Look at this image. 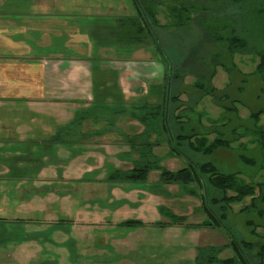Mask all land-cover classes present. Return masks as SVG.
Segmentation results:
<instances>
[{"label": "rangeland", "instance_id": "obj_1", "mask_svg": "<svg viewBox=\"0 0 264 264\" xmlns=\"http://www.w3.org/2000/svg\"><path fill=\"white\" fill-rule=\"evenodd\" d=\"M195 1L199 9V14L203 16V21L205 19L207 26L221 36L230 35L231 30L234 29L236 35L244 39L247 46L240 51L234 53L230 52L227 43L213 41L207 37V35L202 34V31L197 26L200 19H197V16L193 17L194 20L189 24L192 25V30L185 26L182 32L186 33L185 37L190 38L193 44H197L194 47L199 49L201 58L198 59V61L193 62L191 67L192 70L182 77L179 90L180 93L178 96V102H180V104L178 105V102L170 100L167 103L166 110L163 107L161 108V115L163 114V111L169 115L182 114L183 121L186 126H188V129L193 127L196 135H199L198 137L201 136L200 134L205 133L208 137L207 139L211 142L215 137H222L229 143V148H220L211 155L203 154L196 150L190 152L188 147L182 146L183 151L187 152V155H192L191 158L196 161H214L225 169L224 171L226 172H238L240 178L247 183H262L264 182V150L261 146L262 137L259 133V129H262L264 135V80L255 72V70L260 59L259 53L264 49L263 20H260L259 17L255 16L251 11V8L245 3L232 5L230 1L223 0ZM58 2L56 1V3ZM79 2L82 4L84 0H80ZM67 3L68 2H64L63 4ZM76 5L77 4L68 3L64 6L61 4L59 5L58 3L57 8L69 10L80 9L79 11L82 9H89L94 12H100V22H103L104 26L115 23L116 19L121 15L134 14L132 0H95L94 3L89 0L84 8L83 5ZM170 5L177 4L175 0H161L159 6V20L161 24L166 25L165 27L170 31L169 34L164 33V36H167V38H170L169 35L179 32L177 30L178 28L169 25L172 23L169 15ZM245 27L247 28V32H245ZM242 29L244 30L242 31ZM91 33L92 32L89 31L90 46L86 54H88V59L91 63L90 69L92 71L94 70V81H108L109 84L106 85L105 88L101 85L92 84L90 89V100L82 101V104L80 103L81 106H74L73 114L77 116L76 119L66 126L59 127L57 129L58 133L56 135V141L50 139L46 143H42L40 146V152L35 151L36 153L34 154H31L30 152V154L22 153L21 149H28V147H24L27 145L21 144L20 141L16 139H11L7 144L4 142V148L2 149V152H0V162H3V165L4 162H9L10 167L8 171L0 170L3 173H7L11 170L10 168H12V165L10 163L12 161L23 160L27 162V156H31L32 158L30 159H33L35 162L40 161L41 163H67L73 161L98 165L100 166L99 170L101 171V177L106 176V173L110 175L117 169L127 171L132 169L139 162L140 153L144 151V147H141L138 143V146L132 148L130 153H124V151L121 150L127 149L124 146H115L116 144L112 147L107 145L93 146L91 141L98 140V142L104 143H108L109 141H121L125 135L133 138L135 137L134 134L144 131V124L139 122V118L143 117L146 114V111L153 110L154 112V108L158 106L157 103L161 101L162 94L161 91L157 92L156 85L159 83L163 84L161 90L166 94V97H168V85H166L165 77L166 74L168 77H171V58L172 56L176 60L182 58L184 51L183 49L178 50L175 46L171 48L169 45L168 50H164L161 54H158L156 50H148V61L141 62L138 66L147 71V77H150V72H154L153 76L161 79L159 81L153 79L152 85H150L151 83L148 85L147 81H143L145 78L140 79L139 77H133L130 79L134 73L126 72L127 76L123 74L121 81L122 84L123 82L126 84L124 88L126 89L127 95V89H132L135 86L141 87V85H143L142 90L138 91L136 96H134L139 98L138 101L128 102V98L124 101V98L122 97L126 95H121L120 90L117 88L118 72L115 69L121 70L129 68L128 66H133L129 64L132 63V57L130 56V58H128L130 55L129 48L118 46V49H115L113 47L108 48L106 46L95 44L91 41ZM51 36L54 38L53 31H51ZM92 38L94 40L93 34ZM145 45L150 46V41L147 40ZM139 49L143 50V48ZM139 49L136 50L139 53L135 52V57H137V59L143 54V51ZM144 50L146 51L147 49ZM168 54L170 59H168ZM102 66L106 67L105 72H103ZM136 75L146 76L143 72L140 73L139 70H137ZM203 77H205L206 81L203 82L204 86L201 90L194 84ZM115 78L117 85L113 83L115 82ZM207 89H213V92L205 95L204 90ZM86 104L88 105L86 106ZM143 105L146 106V108H142L144 107ZM8 110L10 111V109ZM8 110L2 111L3 114L5 115ZM255 114H258V119L253 117ZM82 117H87V120L91 121H81ZM124 119H126V121H124ZM40 123L41 125L46 124L44 120H41ZM51 123L54 122L51 121ZM59 123L60 122L58 121L57 124ZM85 123L87 125L92 124L93 129L86 126ZM123 123L126 125H123ZM166 123L167 118H164L163 124ZM95 129L96 131H92ZM165 132L166 131L162 132L164 135H162L159 140L157 138L158 134L151 132V135L153 136L151 139L153 145H151V147L154 154L162 159L161 161L163 165L170 170H177L182 166H185L186 161L181 156L174 157L171 154L169 155V145L167 140L164 139V136H166ZM40 137H42L40 138L41 142L43 139H48L47 136ZM135 140L137 142L145 141L143 137ZM139 147L142 149H139ZM241 155L254 160L255 164L244 163L240 159ZM136 158L137 160H135ZM153 159L150 149H148L147 157H142L141 161L145 162ZM142 162H140L139 165H143L144 163ZM47 170L49 171V168ZM47 170L43 171L45 173H39L38 177L41 176L45 179L49 176ZM14 172L16 173L9 176L8 173L7 175L0 176V186L3 188V194L4 191H8V194L10 195V200L7 206L9 225L11 223L22 225L26 217H46L41 211L40 213L38 211L33 212V216H20L16 213V199L19 195L17 189L20 187V182L18 180L19 176L23 175L25 178H37L34 173H37L38 170L17 169L14 167ZM17 172L21 175H18ZM158 173L159 171H153L151 173V177L147 182L148 186L153 185L152 180H158ZM4 178H8L9 181ZM113 184L114 186H118L115 185L116 183ZM25 187L26 186L20 187L19 191L22 190L21 188ZM163 187L154 184V194L157 190L159 192L161 190L163 191V194L157 195L155 201L157 203L154 205L158 210V222L164 223L167 220L170 221L171 218L169 215H164L159 212V207L161 206L171 210L175 214L186 215L188 217V222L190 223L203 222L205 217L200 210L202 203L199 196L203 195V188H199L195 184H191L184 189L177 184L168 186L163 185ZM88 188L91 190L88 192L89 198L96 200L94 195L100 191L94 186H89ZM99 188L102 189L101 186H99ZM165 188L168 190L169 197L165 195ZM188 188H193L197 192V195L190 194ZM63 193L66 194L65 191ZM142 193V190H136L135 193H133L134 195H132V198L134 199H132L126 206L123 204V200H115L112 208L115 209L122 205L125 207L119 214L107 215L108 218H110L111 221H124L126 219L144 220L145 218H154L156 213L154 216L152 214V209L143 208L142 206L136 208V205L144 202L141 201ZM21 194V198L24 195L29 197L32 192H21ZM66 195L71 196L70 194ZM44 196L45 192H42V197ZM105 196L106 198L107 196L112 197L113 191L108 192L107 190ZM66 197L59 196V204L49 207V212L52 213L54 217L53 221L48 223V226H46L45 229H41L38 233L39 235H42V237H38V239L45 237L44 241L49 246L46 247L44 251L46 254H49L41 257L42 253H40L34 259L33 264H45L44 262H48L49 264L50 261L52 262L51 264H93L96 260L93 257L95 253H92V251L98 248L96 245L88 242L87 238H83L79 241L76 239L77 237L71 239L69 248L51 247V245L63 241L58 237V227L61 229H67L72 233L71 228L72 226H75V224L72 223V218L67 216V213L70 210H75L77 204H80V201L76 200L71 202V200H67V202H65L64 200ZM100 197L103 198L104 195H101ZM101 203L105 204L106 202L102 201ZM250 203L251 198L248 197L241 202L233 204L232 209L229 212L227 225L231 227L233 234L240 240L254 242L259 245L263 242L262 234L264 232V215L262 216L259 214V209L264 211V203L258 201V209L249 208L242 210L246 206H249ZM70 204L73 206H70ZM105 205L106 208H108V204L106 203ZM46 206L47 205H45V207ZM250 221H252L253 224H250ZM106 225L110 224L108 223ZM254 228H256V231L253 232ZM127 230L136 229L132 228ZM171 230L174 232H183V234L190 238L194 244L201 245L199 247L210 245L221 246L225 245L228 241L227 235L219 230L216 232V238L211 239L205 237L204 240H208L207 242H204L203 239L197 237V234L200 232L199 230L189 228L188 225L174 226ZM159 235L160 234H157L153 236V238L159 239ZM108 238H111V236ZM22 239H25L24 235H20V238H17L16 234L15 236L13 235L10 242V249H14L15 245L18 246V243L21 242ZM98 245H102V243H98ZM107 247L108 246L106 245V248ZM71 249H74L75 251V258L68 254ZM108 250L110 253L112 252L111 249ZM194 251H196L195 248ZM253 251L256 252L255 250ZM28 255L29 254L26 253L21 255L20 258L14 255L16 256L15 259L12 258L8 264H23ZM58 255H61L60 258ZM232 255L233 251L231 249H226L220 254V258H226ZM35 256L36 254L34 257ZM164 264L181 263H172L168 260ZM192 264L195 263L192 262Z\"/></svg>", "mask_w": 264, "mask_h": 264}, {"label": "crops", "instance_id": "obj_2", "mask_svg": "<svg viewBox=\"0 0 264 264\" xmlns=\"http://www.w3.org/2000/svg\"><path fill=\"white\" fill-rule=\"evenodd\" d=\"M56 1H59V5L65 6L68 3H73L83 5V8L89 2V0H84L81 4L80 0H0V152L4 148L3 143L7 144L11 139L19 140L21 144L27 145L24 147H28V149H21L22 153L40 152L42 143L56 139L59 127L66 126L76 119L77 116L73 114L74 106H81L82 101L90 100L92 84L101 85L103 88L109 84L108 81H94V70L90 69L91 63L88 54H86L90 46L89 31L93 32L94 26L104 25L103 22H100L101 13L89 9L81 11H79L80 9H58ZM64 2L68 3L63 4ZM91 2L94 3L95 0H91ZM51 31L54 32V38L51 36ZM91 41L95 43L92 33ZM141 51L143 54L138 59L135 57V52L139 53L138 51L131 55L132 63L129 64L133 66L121 70L114 68L118 72V85L116 78L113 83L117 85L121 95H126L122 96L124 101L127 98L128 102L138 101L139 98L134 96L143 87L141 85V87L135 86L132 89H127L128 95H130L128 96L124 88L126 84L125 82L122 84L121 81L126 72L134 73L130 79L133 77L148 78L147 80L143 79V81H147L148 85L149 83L152 85L153 79L157 81L161 79L153 76L154 72H150V77H147V71L138 66L141 62L148 61L149 58L148 50ZM102 67L105 72L106 67ZM137 70L146 76H137ZM4 110H8L5 115L2 112ZM87 119V117H82L81 121H91ZM41 120H44L46 124L41 125ZM58 121L59 124H57ZM85 125L93 129L92 124L85 123ZM92 131H96V129ZM142 132L134 134L137 138L125 135L121 141L104 143L92 140L91 143L93 146L112 147L115 144V146H124L127 149L121 150L124 153H130L132 143H141L135 139H140ZM40 136H47L48 139H43L41 142L40 138L42 137ZM30 158L32 157L27 156V162L12 161L10 163L12 168L7 172L8 176L16 173L14 167L38 170L37 173H34L37 178H25L17 172L18 175H21L18 178L19 186L26 187L21 188V191H19L20 187L17 189L19 195L16 199V213L20 216H33V212L40 213L41 211L46 217H26L22 225L13 223L9 225L7 206L10 195L8 191H4L3 194V188L0 186V264H8L12 258L15 259L16 256L20 258L26 253L29 255L23 264H33L34 259L40 253H42L41 257L49 254L44 251L49 246L44 241L45 237L38 239V237H42L38 233L53 221L54 217L49 212V207L59 204V196H67L65 202L78 200L80 204H77L75 210H70L67 213V216L72 218V223L75 224L71 228L72 233L58 227V237L63 241L53 244L51 247L69 248L71 239L77 237L76 239L79 241L87 238L88 242L98 248L92 251L95 253L93 257L96 259L93 264H164L168 260L172 263L192 264L193 262L196 264L197 247L201 245L194 244L183 232L171 230L180 224L171 225L168 224V220L164 223L157 221L158 210L154 205L157 203L155 202L157 195L163 194V191L159 192L156 189L154 194L153 190L154 184L162 187L163 185L158 180H152L153 185H147L153 171L150 172L146 182H112L107 179L108 173L101 177L98 165L73 161L41 163ZM9 167V162H4V165L3 162H0V170L8 171ZM44 170L48 171L49 176L45 179L41 176L38 177L39 173H45ZM7 173L0 171V176L7 175ZM4 179L8 180V178ZM113 183L118 186H114ZM89 186H94L100 191L94 195L96 200L89 198L88 192L91 191ZM138 189L143 191L141 201L144 202L136 205V208L142 206L152 209V214L155 216L156 213V218L111 221L107 215L122 212L123 208L134 199L132 195ZM107 190L108 192L113 191L112 197L107 196L106 198ZM165 190L167 189L165 188ZM27 191H31L32 194L29 197L23 194L24 196L21 198V192ZM64 191L71 196L63 193ZM42 192H45L44 197H42ZM101 195L104 197L101 198ZM165 195L167 196L166 192ZM115 200H123L125 206L112 208ZM102 201L108 204V208H106V203H101ZM45 205L47 206L45 207ZM70 206L73 205L70 204ZM127 220H138L142 224L124 225ZM108 223L110 225H106ZM132 228L136 230H127ZM193 229L200 231L197 234L199 239L217 237L218 230L205 227ZM15 234L17 238L24 235L25 239H22L18 246L15 245L14 249H10L11 238ZM157 234H160V238L154 239L153 236ZM109 236L111 238H108ZM207 241L204 240V242ZM98 243H102V245H98ZM108 249H111L112 252L110 253ZM74 252V249H71L68 254L75 258ZM58 256L60 258L61 255ZM44 263L48 264V262ZM51 263L50 261L49 264Z\"/></svg>", "mask_w": 264, "mask_h": 264}, {"label": "trees", "instance_id": "obj_3", "mask_svg": "<svg viewBox=\"0 0 264 264\" xmlns=\"http://www.w3.org/2000/svg\"><path fill=\"white\" fill-rule=\"evenodd\" d=\"M223 1H230L232 5L245 3L251 8L255 16L263 20L264 27V0ZM132 2L134 6L133 15L120 16L116 19L115 23L108 26L102 25L93 27L94 31L92 34L95 44L108 48L113 47L115 49L118 46L129 48L130 55L128 58L139 48L149 51L156 50L158 54H161L164 50H168V45L171 48L175 46L178 50L183 49L184 53L183 57L177 60L173 56L171 58V77H168L167 74L165 77L166 85H168V97H166V94L161 90L163 84L159 83L156 85L157 92L161 91L162 94L161 101L157 103L158 106L154 108V112L153 110L146 111V114L139 118V122L144 124L145 127V130L142 132L143 134H141V138L143 137L145 141H141L140 143L141 147H144V151L140 153L139 162L132 169L127 171L121 169L113 171L107 179L112 182H146L150 172L159 171L158 182L162 185L168 186L177 184L184 189L191 184H195L197 187L203 188V195H199L202 203L200 210L205 217L203 222L190 223L186 215H178L163 206L160 207V212L162 214H167L171 217L168 224H185L188 225L189 228H211L223 231L227 235L228 241L225 245L197 247L196 264H264V232L262 234L263 242L258 245L254 242L240 240L233 234L231 227L227 225L229 212L233 204L241 202L248 197L251 198V203L242 210L249 208L258 209L257 202L264 203V182L259 184L247 183L240 178L238 172H226L224 171L225 169L214 161H196L191 158L192 155H187V152L183 151V147H188L190 152L196 150L203 154L211 155L220 148H229V143L222 137H215L211 142L207 139L208 137L205 133L200 134L202 136H200L201 138L198 137L199 135H196L193 127L188 129V126H186L183 121L182 114L169 115L163 111L161 115V108L163 107L166 110L167 103L170 100L178 102L183 75L189 73L192 70L191 67L193 62L201 58L199 49L194 47L197 44H193L190 38L185 37L186 33L182 32L185 26L192 30V25L189 24L194 20L193 17L197 16V19H200L197 26L202 31V34L207 35V37L213 41L227 43L232 53L246 48V42L236 35L234 29L231 30L230 35L226 36H221L213 31L206 25L205 19L204 21L202 20L203 16L199 14V9L195 0H175L177 5L169 6V15L172 22L169 25L178 28L177 30L179 31L169 35L170 38L164 36V33L169 34L170 31H168V28L165 27L166 25L161 24L159 20V6L161 0H132ZM244 29L245 32H247V28L245 27ZM244 29H242V31ZM147 40L150 41L152 46L145 45ZM259 55L260 59L255 72L264 80V49ZM168 59H170L169 54ZM204 81H206L205 77L201 78L194 85L201 89L204 86ZM212 92L213 89L204 90L205 95ZM179 104L180 102H178V105ZM142 108H146V106ZM253 117L258 119L259 116L255 114ZM164 118H167L166 124H163ZM162 130L166 131L164 139L167 140L169 145V155L171 154L174 157L181 156L184 158L186 161L185 166L177 170H170L162 164V159L154 154L151 147V145H153L151 140L153 136L151 132L158 134L157 138L159 140L162 135H164ZM259 133L262 137L261 146L264 150V135L261 128L259 129ZM131 145L132 148L138 146L135 143ZM141 147H139V149H142ZM148 149H150V153L154 159L142 162V157H147L148 155ZM240 159L244 163L255 164L254 160L246 156L241 155ZM140 162L144 164L139 165ZM188 189L190 194L197 195V192L193 188ZM165 192L169 197L168 190H165ZM259 214L263 216L264 211L259 209ZM249 223L253 224L252 221ZM140 224H142V222L138 220H127L124 222V225L128 226ZM254 231H256V228L253 229V232ZM226 249H231L233 255L220 258V254Z\"/></svg>", "mask_w": 264, "mask_h": 264}]
</instances>
